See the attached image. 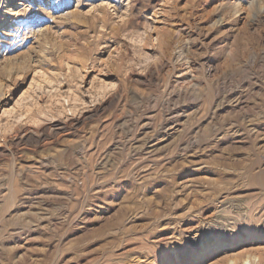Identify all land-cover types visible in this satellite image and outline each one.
<instances>
[{"label":"rangeland","instance_id":"1","mask_svg":"<svg viewBox=\"0 0 264 264\" xmlns=\"http://www.w3.org/2000/svg\"><path fill=\"white\" fill-rule=\"evenodd\" d=\"M0 1V264L259 247L264 0Z\"/></svg>","mask_w":264,"mask_h":264},{"label":"bare ground","instance_id":"2","mask_svg":"<svg viewBox=\"0 0 264 264\" xmlns=\"http://www.w3.org/2000/svg\"><path fill=\"white\" fill-rule=\"evenodd\" d=\"M0 4H1V1H0ZM16 6L24 7V4L19 3ZM0 18H2V16ZM6 22H7V20H6ZM14 26H16V24ZM12 27H13V25H10L7 27L9 29L8 30L5 29V30L8 33H10L9 30L12 29ZM30 28L29 29L27 28V30L31 31ZM43 32H45V31H43ZM35 34L36 33H34V35ZM258 179L261 182V184L264 186V174L260 175ZM259 209L261 210L262 208L261 207L259 208L257 206H251V208L248 210V213L244 216L245 219H242L243 223H241V222L239 223L238 221L235 222L233 220L234 222L230 223L231 224L230 230L228 229L227 231H225V235L223 236V239H221L224 242L225 240H227L229 238L230 239L233 238L234 243L229 246L230 249L228 247V250H230V251H232L235 248L236 242H238L239 240H241V242H243L242 241L243 239L246 243H251L254 247H255V245L256 246L259 245V247L253 248V250L251 249L252 251H250L249 253H246V254L240 253L239 255H235V256H231V257L225 255V257L221 258L218 261V264H245L246 262L248 264H264V211L261 212ZM263 209H264V207H263ZM220 238H222V237H220ZM222 241L216 242V244H215L216 248L209 249L210 248L209 246H208L209 248H207V247L205 248L204 246H202L201 250L198 253L196 251L195 256H201V259L203 260L204 257H207L211 254H215L220 248H222V243H223ZM199 260H200V258L196 257L193 261L194 262L193 264H199L200 263Z\"/></svg>","mask_w":264,"mask_h":264}]
</instances>
